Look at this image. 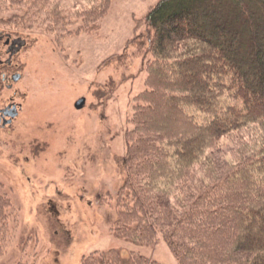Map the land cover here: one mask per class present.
<instances>
[{
	"label": "trees",
	"instance_id": "obj_1",
	"mask_svg": "<svg viewBox=\"0 0 264 264\" xmlns=\"http://www.w3.org/2000/svg\"><path fill=\"white\" fill-rule=\"evenodd\" d=\"M90 1L78 16L96 32L112 0ZM144 22L151 60L111 234L136 246L160 235L179 264H264V0H159ZM8 207L0 197V226ZM81 264L121 259L109 250Z\"/></svg>",
	"mask_w": 264,
	"mask_h": 264
},
{
	"label": "rangeland",
	"instance_id": "obj_2",
	"mask_svg": "<svg viewBox=\"0 0 264 264\" xmlns=\"http://www.w3.org/2000/svg\"><path fill=\"white\" fill-rule=\"evenodd\" d=\"M158 1L112 0L96 32L82 29L78 16L90 0L0 2V32L25 43L14 60L22 79L2 98L16 94L22 111L0 129V197L9 206L0 264H81L109 250L121 264L132 255L179 264L160 235L153 246H136L111 234L124 135L151 60L144 18Z\"/></svg>",
	"mask_w": 264,
	"mask_h": 264
},
{
	"label": "flooded vegetation",
	"instance_id": "obj_3",
	"mask_svg": "<svg viewBox=\"0 0 264 264\" xmlns=\"http://www.w3.org/2000/svg\"><path fill=\"white\" fill-rule=\"evenodd\" d=\"M25 47L19 36H12L0 32V129L10 128L19 118L22 107L16 103V94L2 102L3 92L11 91L13 85L21 81L15 57Z\"/></svg>",
	"mask_w": 264,
	"mask_h": 264
},
{
	"label": "water",
	"instance_id": "obj_4",
	"mask_svg": "<svg viewBox=\"0 0 264 264\" xmlns=\"http://www.w3.org/2000/svg\"><path fill=\"white\" fill-rule=\"evenodd\" d=\"M84 105V100H80L75 104L76 109H81Z\"/></svg>",
	"mask_w": 264,
	"mask_h": 264
}]
</instances>
